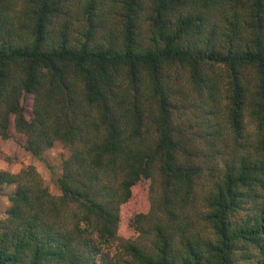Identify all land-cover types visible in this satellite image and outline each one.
Segmentation results:
<instances>
[{
	"label": "trees",
	"instance_id": "obj_1",
	"mask_svg": "<svg viewBox=\"0 0 264 264\" xmlns=\"http://www.w3.org/2000/svg\"><path fill=\"white\" fill-rule=\"evenodd\" d=\"M11 127L0 264H264V0H0Z\"/></svg>",
	"mask_w": 264,
	"mask_h": 264
},
{
	"label": "rangeland",
	"instance_id": "obj_2",
	"mask_svg": "<svg viewBox=\"0 0 264 264\" xmlns=\"http://www.w3.org/2000/svg\"><path fill=\"white\" fill-rule=\"evenodd\" d=\"M31 99L32 97L28 96L26 101H24V105L28 110L32 105ZM187 118V114L181 117L182 120ZM25 142V136L16 133L14 128L11 127L10 138L5 141L0 140V170L17 173L27 166H32L40 175L43 184L48 188L50 194L59 196L60 191L54 184L52 177L61 174L62 163L69 156V150L61 143H56L52 148L44 151L41 158H37L23 148ZM14 188V186L10 185L0 188V218L4 216L6 209L10 205L9 196ZM147 197V190L140 192L137 202L122 209L123 216L125 218H131L134 215L135 209L140 205L142 200ZM128 235H130V233H128L127 236Z\"/></svg>",
	"mask_w": 264,
	"mask_h": 264
}]
</instances>
